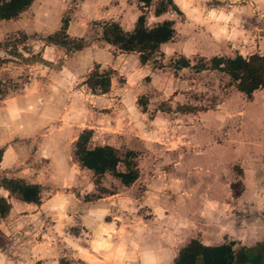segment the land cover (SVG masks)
<instances>
[{"label":"rangeland","instance_id":"374dc122","mask_svg":"<svg viewBox=\"0 0 264 264\" xmlns=\"http://www.w3.org/2000/svg\"><path fill=\"white\" fill-rule=\"evenodd\" d=\"M140 14L174 27L144 63L102 37L105 23L130 31ZM260 50L264 0H32L0 19V264H172L180 230L218 185L210 144L251 123L210 58ZM96 72L109 77L106 92L91 87ZM83 130L88 147L134 152L137 178L123 185L83 167ZM218 164L211 172L228 175ZM4 178L38 184L39 200L23 201Z\"/></svg>","mask_w":264,"mask_h":264},{"label":"crops","instance_id":"0c3cea01","mask_svg":"<svg viewBox=\"0 0 264 264\" xmlns=\"http://www.w3.org/2000/svg\"><path fill=\"white\" fill-rule=\"evenodd\" d=\"M238 92L251 123L239 133L236 129L224 144H210L209 175L218 185L205 192L203 206L194 210V227L180 230L186 239L175 249L172 264L179 249L192 239L205 246L231 244V264H264V87L254 90L251 98ZM240 139L241 144L231 142ZM216 164L220 169L227 166L229 174L211 172Z\"/></svg>","mask_w":264,"mask_h":264},{"label":"trees","instance_id":"16d2710c","mask_svg":"<svg viewBox=\"0 0 264 264\" xmlns=\"http://www.w3.org/2000/svg\"><path fill=\"white\" fill-rule=\"evenodd\" d=\"M32 0H0V19H10L24 10ZM144 5H149L151 0H139ZM171 2L172 0H167ZM161 4V3H160ZM165 10V5L156 8L154 12L159 15ZM67 20L62 26L65 32ZM103 39L115 45L123 52H137L139 60L144 63L158 47L172 38L174 35L173 22L163 20L152 26L145 23L144 14H140L134 28L130 31L122 29L115 21L104 24ZM184 64L183 66H185ZM210 67L226 73L234 82L238 91L251 98L254 90L264 87V54L254 52L247 56L240 53L233 57L213 56L210 58ZM198 71L207 69L202 64L196 66ZM96 77V78H95ZM88 79L93 80L92 88L98 86L102 92H106L109 85V77L98 75L97 72ZM1 91V80H0ZM90 130H83L77 137L74 144V154L79 163L96 175L109 172L120 180L123 185L131 184L138 176L136 162L132 151H127L124 158H121L117 150L111 145H97L88 147ZM119 163L124 164V170L119 171ZM4 188L10 192L17 193L25 202H37L40 189L38 184L27 183L21 179L4 178ZM9 208L5 198L0 197V214H4ZM233 250L231 244L218 246H205L197 240L192 239L188 244L181 247L175 264H231Z\"/></svg>","mask_w":264,"mask_h":264}]
</instances>
